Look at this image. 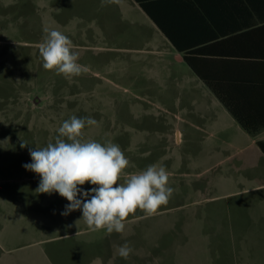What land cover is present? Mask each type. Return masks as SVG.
<instances>
[{
	"label": "rangeland",
	"instance_id": "374dc122",
	"mask_svg": "<svg viewBox=\"0 0 264 264\" xmlns=\"http://www.w3.org/2000/svg\"><path fill=\"white\" fill-rule=\"evenodd\" d=\"M65 2L0 0V264H264V189L243 190L255 182L224 176L242 168L212 166L227 155L233 163L253 160L255 152L222 143L177 100L179 88L153 80L156 64L145 56L94 49V40L64 31L62 24L78 25ZM45 28L71 39L86 73L65 78L43 68ZM72 116L98 122L86 125L84 139L120 146L130 161L121 183L164 166L174 188L168 204L151 216L137 209L142 216L126 220L123 233L92 231L81 210L61 215L68 201L38 193L40 177L23 165L31 163L29 149L54 143ZM125 243L126 260L117 252Z\"/></svg>",
	"mask_w": 264,
	"mask_h": 264
},
{
	"label": "crops",
	"instance_id": "0c3cea01",
	"mask_svg": "<svg viewBox=\"0 0 264 264\" xmlns=\"http://www.w3.org/2000/svg\"><path fill=\"white\" fill-rule=\"evenodd\" d=\"M140 1L148 6L168 35L135 0H123L121 6H102V0H67L65 3L75 8L78 25L71 22L61 26L78 38L94 40V49L140 54L145 56V63H155L153 80L158 81L159 86L179 88L175 93L177 100L190 105L193 115L205 119L206 126L217 132L215 134H222V143L228 148L252 150L258 157L233 163L229 158L232 155H227L212 166L228 162V167L242 168L226 171L224 176L236 174L235 179L255 182L243 190L264 189V155L257 145L264 142V127L253 134L243 130L183 59L184 53L195 51L196 56L219 61L211 62L206 69L219 72L222 79H254L261 84L252 88L259 89L254 95L260 94L257 96L260 103L264 100V0ZM169 38L183 51L175 49ZM102 39L113 42L110 46L103 45ZM229 87L238 94L241 91L237 89L244 88ZM260 114L264 116V112Z\"/></svg>",
	"mask_w": 264,
	"mask_h": 264
},
{
	"label": "clouds",
	"instance_id": "9594fccd",
	"mask_svg": "<svg viewBox=\"0 0 264 264\" xmlns=\"http://www.w3.org/2000/svg\"><path fill=\"white\" fill-rule=\"evenodd\" d=\"M112 4L121 6L123 0H102V6ZM44 33L38 50L45 70L55 71L65 78L77 77L88 71L85 65L78 63L79 53L73 50L68 36L49 28H45ZM97 123L90 116H72L64 120L57 129L55 142L35 150L29 149L31 163L23 167L40 177L38 193L55 192L68 201L61 215L81 210L79 220L82 219L92 231L123 233L130 215L137 209L150 216L156 214L161 206L168 204L174 188L169 186L166 168L156 164L128 175L121 183L130 161L120 146L83 138L86 125ZM24 147L27 144L22 142L21 148ZM86 183L94 187L83 190ZM117 252L126 260L132 248L125 243L118 246Z\"/></svg>",
	"mask_w": 264,
	"mask_h": 264
},
{
	"label": "trees",
	"instance_id": "16d2710c",
	"mask_svg": "<svg viewBox=\"0 0 264 264\" xmlns=\"http://www.w3.org/2000/svg\"><path fill=\"white\" fill-rule=\"evenodd\" d=\"M139 3L140 7L149 14L151 19L155 21V23L168 35V32L164 29L160 22H157L154 15L148 9V6L144 4L140 0H135ZM173 43L175 49L178 51H183L178 44H176L173 38H169ZM183 59L187 66L192 70V72L201 80L204 85L213 93V95L221 102V104L227 109V111L231 114V116L235 119V121L239 124V126L245 130L249 134H253L254 132L260 130L264 127V116L260 114V112H264V103H259L257 101V96L254 95L255 92H258L259 89H252L259 87L261 84L250 78H240L239 80H226L220 78L219 72H213L210 69H206L209 67L211 62H219V61H211L209 59H204L199 56H196L195 51L188 52L183 54ZM250 63V62H247ZM230 85L244 87L243 89H237L241 91L232 92V89L229 87ZM234 91V90H233ZM257 94V93H256ZM259 149L264 155V142L257 143ZM141 214H133L129 219L139 218ZM83 231V229L78 230ZM78 231H73L70 233H76ZM47 240L46 238H41L36 240L35 242H42Z\"/></svg>",
	"mask_w": 264,
	"mask_h": 264
}]
</instances>
